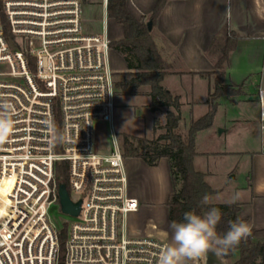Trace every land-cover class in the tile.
Wrapping results in <instances>:
<instances>
[{
    "label": "built area",
    "instance_id": "1",
    "mask_svg": "<svg viewBox=\"0 0 264 264\" xmlns=\"http://www.w3.org/2000/svg\"><path fill=\"white\" fill-rule=\"evenodd\" d=\"M109 1L0 0V69L10 70L0 73V106L15 120L0 144V264H59V230L49 211L61 209L56 167L63 162L70 199L81 202L76 221L65 224V264H158L168 247L129 234L140 204L114 129ZM95 3L105 14L103 31L85 34L83 5ZM255 99L264 131L263 88ZM51 122L62 134L55 144ZM104 124L106 149L97 146Z\"/></svg>",
    "mask_w": 264,
    "mask_h": 264
},
{
    "label": "crops",
    "instance_id": "2",
    "mask_svg": "<svg viewBox=\"0 0 264 264\" xmlns=\"http://www.w3.org/2000/svg\"><path fill=\"white\" fill-rule=\"evenodd\" d=\"M158 1L127 0V5L137 18L148 21ZM106 27L111 41L122 39V28L109 21L107 15ZM151 36L159 54L170 67L164 86L173 96L179 97L182 104L185 102L188 105L192 116L198 107L205 114L209 111L207 101L213 76L202 74L215 73L226 39L230 36L238 38L226 70V84L243 86L245 95L242 97L255 104L256 111L249 115L243 108L233 106L218 122V107L212 127L222 144L214 151L202 154L210 158L239 159L238 164H229L227 170L221 173L225 180L223 185L217 180V172L208 171L206 179L210 187L218 192L214 197H220L227 190L234 194L233 203L228 204L241 206L238 218L248 223L251 231H263L264 131L259 125L255 95L258 88L264 89V0H168L152 28ZM253 80L257 82L254 84ZM197 97L200 100H196ZM226 100L234 103L235 98ZM215 124L218 125L215 127ZM202 133L196 139L198 155V141ZM197 160L198 156L194 160V168L199 171ZM247 163L250 169L246 183L238 184L236 172L239 164L246 167ZM126 167L130 194L140 204L132 219L151 215L157 207H164L168 218L166 202L173 193L168 161L163 159L157 167L151 168L141 160L130 159L126 160ZM162 182L167 188L158 197L154 188ZM146 185L147 188L144 187ZM151 186L154 188L150 189ZM129 222L130 218L128 229ZM133 236L142 237L140 233Z\"/></svg>",
    "mask_w": 264,
    "mask_h": 264
},
{
    "label": "trees",
    "instance_id": "3",
    "mask_svg": "<svg viewBox=\"0 0 264 264\" xmlns=\"http://www.w3.org/2000/svg\"><path fill=\"white\" fill-rule=\"evenodd\" d=\"M168 0H159L148 21L137 18L128 8L127 0H110L107 7L109 21L120 26L122 39L111 42V50L119 55L126 65L127 72L115 74V95L139 96L142 89L148 90L151 105L155 110L165 109V124L154 122L152 139L137 138L121 134L122 150L126 160H141L148 167H157L161 160L169 163L173 193L168 197V219L183 222L186 212L203 215L215 207L221 212V220L216 227L218 235L223 236L229 230V221H236L241 211L239 204H212L211 199L218 194L207 182L206 175L196 171L194 160L198 156L196 139L199 133L213 126L219 101L244 96L243 86L226 84V70L231 53L236 49L238 38L226 39L222 55L216 64V72L202 74L212 77L207 105L209 111L197 120H191L186 134L181 133L182 103L164 86L170 75V67L159 54L157 45L148 30V23L154 26ZM130 56L132 61L128 58ZM158 129L162 134L156 135ZM56 184L65 186L68 193V165L59 163L56 167ZM206 199V202L204 198ZM66 227L58 233L59 264H65ZM225 260L232 264H262L264 256V230L251 231V235L241 243L221 252Z\"/></svg>",
    "mask_w": 264,
    "mask_h": 264
},
{
    "label": "rangeland",
    "instance_id": "4",
    "mask_svg": "<svg viewBox=\"0 0 264 264\" xmlns=\"http://www.w3.org/2000/svg\"><path fill=\"white\" fill-rule=\"evenodd\" d=\"M105 20L104 11L99 3L95 4H85L82 9V26L85 34L89 35H97L102 33L103 25ZM113 42V40L111 41ZM128 56V55H127ZM130 59L131 57L128 56ZM111 66L114 70L115 74H119L122 72H127L126 65L123 62L122 58L117 55L115 52L111 50ZM134 64L133 59H130ZM0 73L8 74L10 70L8 66H2L0 69ZM117 79V78H115ZM256 80H253L252 83H256ZM148 90L146 88L142 89V94L139 96H123L116 97V109L114 115V129L118 134V137L121 140V134L129 135L137 138H148L152 139L154 137L153 126L154 122L158 121L159 126H163L165 124V109L155 110L151 105L150 97L147 95ZM252 93V91H251ZM196 100H200L199 97L195 98ZM233 106L238 107V109L243 108L245 112L249 115H253L256 111L255 104H252L248 101L246 97L235 98L234 103L228 102L226 99H222L219 101V115L217 117L218 122H220L228 110H232ZM227 110V112H226ZM182 121L180 124V131L183 134H186L188 131V127L192 118L198 119L205 115L203 109L200 107L194 112L193 116L190 114L188 105L183 102L181 108ZM60 119L58 116V125L60 129ZM218 124H215V127ZM110 127L109 125H102L98 127L97 131V146L102 149L108 148L110 145ZM163 131L158 129L156 135L162 134ZM224 139H222L223 141ZM220 142V141H219ZM217 139V135L214 134L213 127L203 131L200 135V139L198 141V160L196 168L199 171H202L205 175L208 171H214L218 173L217 180L220 182V185L224 184V178L221 176V173L227 170L229 164L236 165L239 162V159L233 158H210L209 155H204L202 152L210 153L214 151L216 147L220 146L222 143H219ZM233 144V137L232 143ZM243 167L244 165L239 164V168L236 173H238V184H245L246 178L249 175V166ZM232 178V176H230ZM147 188V185L144 186ZM154 187L151 186L150 189ZM164 182L161 183L160 186L154 188L157 190L158 197L166 190ZM74 197V195H73ZM234 194L229 190L225 191L223 195L220 197H213L211 199L212 204H228L233 203ZM49 217L52 224L56 227V229L61 230L65 224L74 223L76 220L62 213L60 207L53 206L49 211ZM129 229L130 235L132 237L134 233H140L142 237L140 238H151L155 240H159L170 246L173 244L172 236L173 233L170 229V222L166 217V209L164 207H157L155 212L151 215H147L142 218H133L132 215L129 216ZM132 219V223H131ZM163 238V239H161ZM186 264H232L230 261L225 260L222 257L221 252L217 254V252L209 251L205 256H202L194 261H187Z\"/></svg>",
    "mask_w": 264,
    "mask_h": 264
},
{
    "label": "clouds",
    "instance_id": "5",
    "mask_svg": "<svg viewBox=\"0 0 264 264\" xmlns=\"http://www.w3.org/2000/svg\"><path fill=\"white\" fill-rule=\"evenodd\" d=\"M49 126L56 132L55 123ZM15 128V120L6 106H0V144L5 143ZM62 140V134L56 132L54 144ZM206 197L204 198L206 202ZM221 220V212L213 207L203 215L186 212L183 222L172 221L169 225L173 232V244L165 248L158 264H186L205 256L209 251L227 252L238 246L251 235V227L243 220L229 221V230L218 235L216 227Z\"/></svg>",
    "mask_w": 264,
    "mask_h": 264
},
{
    "label": "water",
    "instance_id": "6",
    "mask_svg": "<svg viewBox=\"0 0 264 264\" xmlns=\"http://www.w3.org/2000/svg\"><path fill=\"white\" fill-rule=\"evenodd\" d=\"M148 30L151 32L153 25L151 22L148 23ZM59 199L61 205V211L63 214L70 217H78L81 209V202L74 204L69 196V193L66 190L65 186L59 187Z\"/></svg>",
    "mask_w": 264,
    "mask_h": 264
}]
</instances>
